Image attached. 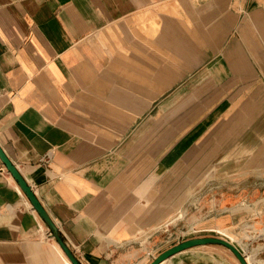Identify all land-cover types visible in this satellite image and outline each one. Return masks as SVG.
Segmentation results:
<instances>
[{"label": "crops", "instance_id": "0c3cea01", "mask_svg": "<svg viewBox=\"0 0 264 264\" xmlns=\"http://www.w3.org/2000/svg\"><path fill=\"white\" fill-rule=\"evenodd\" d=\"M176 2L183 0H0V146L85 264H147L186 238L150 246L153 230L184 211L206 177L264 171V46L255 24L264 0H233L234 24L203 51L220 86L210 100H234L192 128L207 141L181 138L175 159L154 161L152 106L136 116L132 103L109 98L121 74L122 86L148 91L121 59L146 55L141 44L173 55L157 44ZM175 14L182 28L183 10ZM152 20L160 32L150 41ZM237 45L248 62L241 68L226 59ZM246 180L222 181L209 207L212 226L233 227L240 250L254 246L239 228L248 216L218 211L260 184ZM54 244L0 162V264H65ZM184 252L161 264H234L215 247Z\"/></svg>", "mask_w": 264, "mask_h": 264}, {"label": "rangeland", "instance_id": "374dc122", "mask_svg": "<svg viewBox=\"0 0 264 264\" xmlns=\"http://www.w3.org/2000/svg\"><path fill=\"white\" fill-rule=\"evenodd\" d=\"M182 5L189 6L187 5L186 0H183ZM189 7L194 9V5ZM173 8V12L169 14L168 20L160 32V44H157L158 46H165L168 50L173 43L182 37H185L187 33H189V30H187L186 26H183L182 28L176 26L174 18H172L176 16L175 5ZM208 28H210L209 19H202L201 22L197 23L195 26V35L201 31H206ZM185 30H187V32ZM144 56L146 57L147 55ZM150 56H152L153 59L159 58V55ZM209 59L211 60L212 57H209ZM210 60L196 67L193 72H190L189 76L187 74V76L184 77L178 85L170 88V90H168L152 104L150 113L152 119L158 114L159 110L164 109L161 118L153 120L152 125V153L154 154L152 159L154 161H163L165 158H167V161H170V159H175L171 152L174 151L173 148L176 147L177 141H179L181 138H188V141L195 139V145H198L200 141L201 143L205 142V140L207 141L208 138L204 139L200 137L201 134H204V136L207 137V132H200L199 134H195L193 136L192 128L202 122L204 124L208 121L212 122L215 118L213 115L215 110H221L223 106L225 107L226 105L229 107L232 101H234L228 100L226 98H222L221 100H217L215 102L214 100H210L213 99L214 94L217 90H219L220 87L217 85L219 80L216 81L215 78H213V76L209 73L210 64L208 63ZM124 63L126 62L121 59L122 70V64ZM227 77V83H229L231 78H229L228 75ZM119 78L122 80V83L127 84L128 77L125 74H121ZM138 83L139 82L135 81V84ZM236 86H238V84H236ZM244 88L245 86H243L241 90H245ZM229 93H227L226 96ZM178 94L181 95V97L176 100ZM229 99L233 98L230 96ZM236 99H240V94L236 97ZM209 101L212 103L207 105L206 103ZM219 104L220 107L216 108V106ZM211 115L214 117L207 119V117H211ZM161 134L162 136H160ZM210 135L214 136L212 133H209V136ZM161 138L163 139L161 140ZM198 138L200 139L198 140ZM192 144V142L186 143L185 141L184 146L189 147L192 146ZM197 147H199V149L201 148V146ZM166 154L169 155L166 156ZM210 174L213 175V173ZM238 180H246L243 183L257 180V182L260 183L257 187L253 186V189L251 188L252 191L251 189H247L248 193L246 195H249H243L242 199L237 204L227 207L229 208L227 212L232 213L243 211L244 214L241 216H244L245 214L248 216L247 219L243 220L239 228L244 233V240L249 241L250 239H254L251 242L254 246L250 247V243L248 242H243V244L240 243L242 246V251L247 255L250 264H264V171H253L246 173L238 172L225 177H206L205 186L197 191L198 193H195L197 195H190V197L187 199V205H184V211L182 210L180 214L172 216L171 219L167 220V223H165V225L162 227L159 226L153 230L156 234L154 235L150 246L158 245L171 238L172 240L170 242H172L177 239V235L187 237L194 234L196 231H212L214 226H212V221H209L208 219L213 212L209 210V207L213 201H217L219 198L218 194L224 192L220 183L222 181L237 182ZM216 191L218 194L214 195ZM199 194L201 195L199 196ZM197 196L200 197V200L196 201L195 198ZM223 209L224 208H220L218 212L224 213ZM226 228L227 229L220 230L218 232L229 236L233 241H235V244L238 245L239 240L236 237L237 234L233 232L234 228ZM198 233L203 234L205 232ZM233 262L234 264H237L234 259ZM64 263L67 264L65 261Z\"/></svg>", "mask_w": 264, "mask_h": 264}, {"label": "bare ground", "instance_id": "6f19581e", "mask_svg": "<svg viewBox=\"0 0 264 264\" xmlns=\"http://www.w3.org/2000/svg\"><path fill=\"white\" fill-rule=\"evenodd\" d=\"M232 1L233 0H213L212 2H209L208 0H194V7L199 6L203 8V5H206L205 9H200L199 11L192 9L189 6L182 5L180 9L183 10V21L186 23L185 26L187 30H189V33L173 43L169 50L167 49V51L173 55H159L156 53V49L153 45L144 44L142 46L141 44L140 49L144 50L147 56L128 55V59L125 60L126 63L124 66L132 69L130 72L125 70V73L128 74L130 78L139 82V84H144L148 91L142 92L132 89L129 90L125 86H122L124 85L123 83H116L113 91L109 94V98L117 99L120 103H132L135 107L133 110H135L134 114L136 116H139L141 113L148 110L159 97L165 94L173 86L178 85L187 74L189 76L190 72H193L196 67L203 64L208 58V55H203V51L210 48L211 45L218 44L221 38L229 32V29L234 24L237 16L231 9ZM241 11L242 9L238 8L237 12L240 13ZM188 13L191 14V17L187 15ZM210 13L212 14L210 18V28L195 35L194 31L197 23L201 22V20ZM255 24L259 40L264 46V20L256 22ZM145 30L148 32L147 37L150 41H153L154 36L160 32L159 25H157L154 20L150 21L149 25L145 27ZM187 30L185 31L187 32ZM240 51L241 48L237 45L232 54L226 55V59H232L230 62L232 67L237 66L241 68L248 63L244 55H239ZM150 54L159 55V58L153 59ZM180 97L181 95L178 94L176 100ZM163 110H159L158 114L153 117V120L160 119ZM17 189L21 193L18 187ZM27 205H29L28 202ZM180 212L181 211H179L177 215L180 214ZM211 232L219 233L235 244V241L229 236L218 231ZM54 246L62 259L67 264H71L56 243ZM237 248L239 249V247ZM240 252L244 253L242 249ZM182 253L185 252L176 254L166 261L179 255H183ZM244 256L246 257L248 264H250L245 253Z\"/></svg>", "mask_w": 264, "mask_h": 264}, {"label": "water", "instance_id": "95a60500", "mask_svg": "<svg viewBox=\"0 0 264 264\" xmlns=\"http://www.w3.org/2000/svg\"><path fill=\"white\" fill-rule=\"evenodd\" d=\"M0 162L11 176L22 195L29 203L31 209L35 212L42 225L47 231L49 237L58 245L63 254L71 264H85L81 257L72 247L66 236L59 229L57 224L46 211L35 191L22 176L16 165L9 159L0 146ZM198 247H215L228 253L237 264H248L246 257L229 239L216 232L194 233L185 239H180L177 243L164 249L156 255H150L147 264H161L169 258L181 252L195 249Z\"/></svg>", "mask_w": 264, "mask_h": 264}, {"label": "flooded vegetation", "instance_id": "af4514ba", "mask_svg": "<svg viewBox=\"0 0 264 264\" xmlns=\"http://www.w3.org/2000/svg\"><path fill=\"white\" fill-rule=\"evenodd\" d=\"M209 1V0H208ZM176 5H178V6H176ZM180 4L179 3H177L176 2V4H175V11L179 8L180 9ZM206 8V5L204 4L203 5V8H201V7H199V6H196V7H194V10H196V11H199L200 9H205ZM178 14H179V12H178ZM188 16L190 15L191 16V14H187ZM211 13L210 14H208L206 17H204L203 18V20H205V19H209V21H210V18H211ZM189 16V17H190ZM185 22H184V24H183V26H185ZM234 205V204H233ZM232 205V206H233ZM229 208H227V207H224V209H223V212H227V210H228ZM225 229H227L226 227H221V226H218V225H216V226H214V228H213V230L212 231H220V230H225Z\"/></svg>", "mask_w": 264, "mask_h": 264}, {"label": "built area", "instance_id": "2783aa9c", "mask_svg": "<svg viewBox=\"0 0 264 264\" xmlns=\"http://www.w3.org/2000/svg\"><path fill=\"white\" fill-rule=\"evenodd\" d=\"M254 239H250V242H252Z\"/></svg>", "mask_w": 264, "mask_h": 264}]
</instances>
